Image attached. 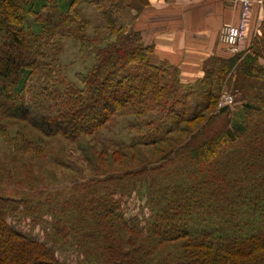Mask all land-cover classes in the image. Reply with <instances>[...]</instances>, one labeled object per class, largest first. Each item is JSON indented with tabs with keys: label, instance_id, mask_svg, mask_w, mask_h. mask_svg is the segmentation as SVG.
I'll use <instances>...</instances> for the list:
<instances>
[{
	"label": "trees",
	"instance_id": "16d2710c",
	"mask_svg": "<svg viewBox=\"0 0 264 264\" xmlns=\"http://www.w3.org/2000/svg\"><path fill=\"white\" fill-rule=\"evenodd\" d=\"M113 1L56 0L44 17L50 0L29 7L0 0V110L45 137L69 141L97 133L116 117L134 118L135 146L174 145L155 165L100 178L111 183L102 193L0 197V264H264V89L256 104H244L243 121L230 127L227 117L202 140L206 127L230 109L202 122L218 99L215 89L199 94L197 85L215 72L228 76L243 54L215 60L220 64L205 81L181 83L176 69L150 62L139 33L117 28L107 8L116 7ZM120 1L140 7L138 0ZM86 3L95 4L115 39L96 45L91 66L71 78L60 63L65 40L82 49L99 40L88 36ZM258 44L242 69L262 81L263 72L246 71L255 64L264 71ZM175 132L189 134V141L172 139ZM5 138L23 158L44 153L24 135ZM135 196L140 206L129 210L126 200Z\"/></svg>",
	"mask_w": 264,
	"mask_h": 264
},
{
	"label": "rangeland",
	"instance_id": "374dc122",
	"mask_svg": "<svg viewBox=\"0 0 264 264\" xmlns=\"http://www.w3.org/2000/svg\"><path fill=\"white\" fill-rule=\"evenodd\" d=\"M129 1L132 2L131 0ZM35 2L39 3V0H20L22 6L28 7L30 3ZM55 2L56 0H50V8L43 12L44 17L54 12ZM113 2H116V7H111V3H108L107 8L111 10L112 17L116 20L117 28H123L126 34L139 33L142 41H145L144 45L151 50L150 62L156 66L176 69L175 76L180 79L181 83L189 84L198 80L205 81L206 75L220 64V62L215 60L230 59L242 53V59L237 61L228 76H220L215 72L214 76L207 78L201 85H199L200 83L197 85L199 94L202 93L201 89L205 91L215 89L214 94L218 99L216 106L209 107L206 111L202 120L205 123L213 115L217 116L219 112H222L221 109L224 107H220V104L223 94L230 93L235 96L234 105L228 108L230 109L229 114L216 120L212 125L209 124L205 129L206 132L198 137L204 140L203 138L213 136L217 132L216 128L225 126L227 117L233 120L230 127L235 122L244 120V104L248 102L256 104L253 98L260 95L264 89V79L259 81L253 76V78L245 76L244 69H242L245 68L244 64L247 62L246 58L250 50H258L255 46L257 41L261 43L260 45L258 44L261 50L264 49V34H262L264 26L261 25L260 27L259 24L258 28H252V10L249 20L248 38L245 40L246 51L232 55V51L224 44L222 33L220 32L218 44L221 51L226 55L209 57L202 64L200 76L186 78L181 75L179 66H174L168 61H160L157 57L156 51L158 49H169L170 46L146 43L153 41V38L149 36L150 30L147 29L152 28V32H156L157 29L167 31L176 26L177 17L175 10L178 9L169 5L154 7V5H150L149 0H138L140 7L135 8L132 6L134 7L132 9L123 5L120 0H114ZM81 9L84 16L91 23L88 32L89 38H98L101 42L97 40L92 42L90 47L82 49L81 45L74 40H65L60 63L65 67L71 78H74L77 73L86 72L91 66L94 61L93 48L96 45L103 46L102 42H105L104 40L112 42L115 39V37L110 36V30L105 27V22L99 15L95 4H83ZM34 22H36L34 18H28L27 23L30 26ZM255 65H253L254 69H251V66L247 68L246 65V71L252 72L254 76L259 75L260 72L264 73V71H260L258 64ZM189 103L195 104L193 97ZM134 122V118L116 117L97 133L83 137L78 141H69L60 136L45 137L29 126L27 122L6 116L0 110V197L11 199L12 202L13 199L18 200L27 196L31 199H35V197L37 199L39 197L45 198L51 194L62 195L64 198L70 195L80 196L84 192L98 194L99 192L102 193L103 188L106 186L111 189V183L100 184L98 181L100 178L114 176L117 179L126 172L140 169L143 165H155V162L159 161L174 144L172 145L169 141L156 146H135L134 144L139 141V133L138 130L132 128V123ZM191 127L193 132L197 130L196 127L199 128L197 125ZM6 133L14 138L18 134L24 135L27 139L40 144L44 149V153H42L41 157L23 158L21 153L17 154V150L10 148L6 143ZM188 136L189 134L181 135V133L175 132L171 138L186 142L187 140H184ZM16 156H18V159ZM133 199L126 200L127 205L129 204V210H135L136 207L140 206V201L137 197L135 196ZM58 256L61 259L63 258L60 253Z\"/></svg>",
	"mask_w": 264,
	"mask_h": 264
},
{
	"label": "crops",
	"instance_id": "0c3cea01",
	"mask_svg": "<svg viewBox=\"0 0 264 264\" xmlns=\"http://www.w3.org/2000/svg\"><path fill=\"white\" fill-rule=\"evenodd\" d=\"M154 7L172 6L177 20L171 30H150L149 36L157 43L170 46L158 49L157 57L163 62L179 66L186 78L200 76L202 64L209 57L226 55L218 44L220 32L228 25L239 22L243 0H149ZM252 4V28L264 25V0H248ZM176 19V18H175ZM263 34V32H262ZM145 42V41H143ZM246 42L239 52H245ZM233 55V54H232Z\"/></svg>",
	"mask_w": 264,
	"mask_h": 264
},
{
	"label": "built area",
	"instance_id": "2783aa9c",
	"mask_svg": "<svg viewBox=\"0 0 264 264\" xmlns=\"http://www.w3.org/2000/svg\"><path fill=\"white\" fill-rule=\"evenodd\" d=\"M252 4L248 0L242 1L241 14L239 22L236 25H228L222 30V40L224 44L236 54L239 51L240 44L248 38L249 20L251 16ZM235 103V96L225 93L221 97L220 107H231Z\"/></svg>",
	"mask_w": 264,
	"mask_h": 264
},
{
	"label": "water",
	"instance_id": "95a60500",
	"mask_svg": "<svg viewBox=\"0 0 264 264\" xmlns=\"http://www.w3.org/2000/svg\"><path fill=\"white\" fill-rule=\"evenodd\" d=\"M228 108H229V107L226 106V107L222 108L221 111H222V112H223V111H226Z\"/></svg>",
	"mask_w": 264,
	"mask_h": 264
}]
</instances>
